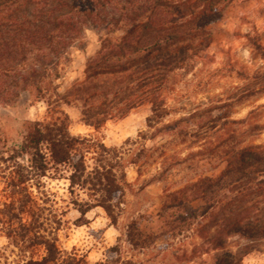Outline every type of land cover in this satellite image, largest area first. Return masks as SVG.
I'll use <instances>...</instances> for the list:
<instances>
[{"label": "trees", "instance_id": "obj_1", "mask_svg": "<svg viewBox=\"0 0 264 264\" xmlns=\"http://www.w3.org/2000/svg\"><path fill=\"white\" fill-rule=\"evenodd\" d=\"M231 1L0 0V104L14 107L28 91L47 106L45 119L24 122L19 143L9 144L0 130V235L12 253L17 251L13 264H92L59 245L63 212L54 206L45 179L68 181L70 203L81 214L76 224L89 222L87 212L101 206L115 226L129 185L126 167L135 165L140 173V157L151 151L144 145L126 159L123 147L72 134L63 105L73 104L80 108V121L97 131L150 103L148 128L201 142L197 153L222 168L166 192L162 234L193 225L202 241L191 253L215 252L214 264H243L246 254L259 249L264 241V143H245V138L264 129V123L255 110L242 118L232 115L236 105L264 93V67L226 100L165 123L170 114L166 92L208 48L210 26ZM90 25L108 32L87 58L84 78L60 91L61 62ZM117 30L121 34L112 36ZM252 44L264 59V45ZM196 199L203 203L193 206ZM50 200L54 205H47ZM174 208L185 213L170 215ZM125 234L134 248H148L157 237L143 232L135 220ZM6 247L0 255L10 262ZM108 251L118 254L120 245ZM95 264L136 262L107 256Z\"/></svg>", "mask_w": 264, "mask_h": 264}, {"label": "rangeland", "instance_id": "obj_2", "mask_svg": "<svg viewBox=\"0 0 264 264\" xmlns=\"http://www.w3.org/2000/svg\"><path fill=\"white\" fill-rule=\"evenodd\" d=\"M210 28L213 37L208 48L197 57L194 67L165 94L170 109L165 123L186 116L200 106L226 100L236 92L235 87L249 81L256 71L264 67V59L252 44L260 42L264 45V0L231 1L223 17ZM107 32V28L94 25L84 30L80 41L69 49L61 62V77L56 81L60 91L84 78L86 60L96 53L100 47V35ZM120 34L121 30L111 33L112 36ZM245 50L249 53L247 58L244 57ZM63 108L71 116L70 131L74 135H93L101 138L107 146L123 147L126 159L144 145L151 151L150 155L140 157V173L135 165L126 167L129 185L124 203L117 210L115 226L101 206L87 212L89 222L76 224L81 214L70 203L68 181L64 178L45 179L50 198L56 201L54 205L50 200L47 205H54L63 212L62 223L56 232L62 249L83 254L92 264L105 261L107 256L113 260L119 257L130 259L136 264H214L215 252L191 253L193 247L202 241L193 225H184L179 232L162 234V205L166 192L183 186L189 180L217 174L222 168L217 160L206 159L197 153L202 143L194 142L192 137L158 133V129L148 128L150 103L137 106L124 118L107 121L97 131L80 121L78 105H63ZM250 110H255L256 119L264 123V93L236 105L232 117H245ZM46 116V103L23 91L16 106L0 104V130L9 144H16L21 141L26 120H42ZM245 143H264V129L247 136ZM160 171L162 173L158 174ZM202 203L201 199H196L192 205L197 207ZM180 213L184 214L185 209L169 210L170 215ZM133 220L143 232L157 234L150 247L134 248L128 242L125 232ZM237 241V237L232 238L234 250L238 248ZM7 244V238L0 235V248ZM115 244L120 245L118 254L108 251ZM11 249L12 246H8L4 251L10 262H6L1 254L0 264H13L12 260L19 258L17 251L12 253ZM243 264H264V241L259 249L244 256Z\"/></svg>", "mask_w": 264, "mask_h": 264}, {"label": "clouds", "instance_id": "obj_3", "mask_svg": "<svg viewBox=\"0 0 264 264\" xmlns=\"http://www.w3.org/2000/svg\"><path fill=\"white\" fill-rule=\"evenodd\" d=\"M248 55H249L248 51H247V50H245V51H244V57H245V58H247V57H248Z\"/></svg>", "mask_w": 264, "mask_h": 264}]
</instances>
